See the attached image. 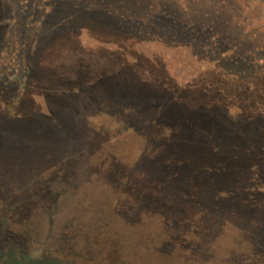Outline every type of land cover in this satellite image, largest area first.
I'll use <instances>...</instances> for the list:
<instances>
[{
  "label": "rangeland",
  "instance_id": "obj_1",
  "mask_svg": "<svg viewBox=\"0 0 264 264\" xmlns=\"http://www.w3.org/2000/svg\"><path fill=\"white\" fill-rule=\"evenodd\" d=\"M262 146L264 0H0V264H264Z\"/></svg>",
  "mask_w": 264,
  "mask_h": 264
},
{
  "label": "trees",
  "instance_id": "obj_2",
  "mask_svg": "<svg viewBox=\"0 0 264 264\" xmlns=\"http://www.w3.org/2000/svg\"><path fill=\"white\" fill-rule=\"evenodd\" d=\"M259 116H261V114H260ZM243 118H244V119H247L246 116H243ZM262 147H263V148H262V153H263V156H264V146H262ZM263 158H264V157H263Z\"/></svg>",
  "mask_w": 264,
  "mask_h": 264
}]
</instances>
